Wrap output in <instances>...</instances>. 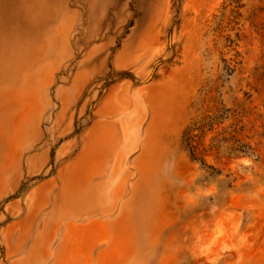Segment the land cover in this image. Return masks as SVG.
Listing matches in <instances>:
<instances>
[{
	"label": "rangeland",
	"instance_id": "rangeland-1",
	"mask_svg": "<svg viewBox=\"0 0 264 264\" xmlns=\"http://www.w3.org/2000/svg\"><path fill=\"white\" fill-rule=\"evenodd\" d=\"M0 264H264V0H0Z\"/></svg>",
	"mask_w": 264,
	"mask_h": 264
}]
</instances>
